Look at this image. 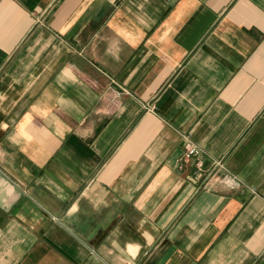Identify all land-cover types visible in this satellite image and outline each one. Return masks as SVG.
Here are the masks:
<instances>
[{
    "label": "crops",
    "instance_id": "0c3cea01",
    "mask_svg": "<svg viewBox=\"0 0 264 264\" xmlns=\"http://www.w3.org/2000/svg\"><path fill=\"white\" fill-rule=\"evenodd\" d=\"M0 264H264V0H0Z\"/></svg>",
    "mask_w": 264,
    "mask_h": 264
},
{
    "label": "built area",
    "instance_id": "2783aa9c",
    "mask_svg": "<svg viewBox=\"0 0 264 264\" xmlns=\"http://www.w3.org/2000/svg\"><path fill=\"white\" fill-rule=\"evenodd\" d=\"M200 153L201 150L196 145H194L192 142H188L183 157L186 160L192 157H198Z\"/></svg>",
    "mask_w": 264,
    "mask_h": 264
}]
</instances>
